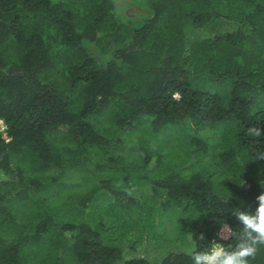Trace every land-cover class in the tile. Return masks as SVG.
<instances>
[{
  "label": "trees",
  "instance_id": "obj_1",
  "mask_svg": "<svg viewBox=\"0 0 264 264\" xmlns=\"http://www.w3.org/2000/svg\"><path fill=\"white\" fill-rule=\"evenodd\" d=\"M138 1L148 14L134 19L116 0H0V264H151L131 254L140 222L190 214L199 250L223 224L239 230L234 210L258 207L264 0ZM107 166L146 189L104 184L134 220L117 239L76 217L97 189L62 196ZM159 264H191L190 253Z\"/></svg>",
  "mask_w": 264,
  "mask_h": 264
},
{
  "label": "rangeland",
  "instance_id": "obj_2",
  "mask_svg": "<svg viewBox=\"0 0 264 264\" xmlns=\"http://www.w3.org/2000/svg\"><path fill=\"white\" fill-rule=\"evenodd\" d=\"M118 10L125 16L130 18H141L144 15L148 14V11L141 6L138 0H116ZM190 147L183 146L180 149V152L185 153L186 159L190 157ZM194 159V157H193ZM104 161V160H102ZM105 162V161H104ZM101 163V162H100ZM126 163H128L126 161ZM118 167V165H117ZM107 168V169H106ZM103 171H100L96 176L90 173H79L78 175L72 177L73 179L68 180L70 184L69 187H66L62 196L69 198L74 192V195L85 194L90 190H98L102 199H97L93 201V206L86 210L83 208V211H77L76 217L79 220H87V216L90 215L92 220L97 224L102 222L104 227L109 228L108 231H102L105 237H111L112 239H117L116 236L122 234L123 230L126 227L132 226V222H124V218L118 216L116 212V206L113 202L112 195L108 192V189L104 187V184L111 186L113 190H132L136 191V195L139 198L144 199L145 196L141 195L142 192H146V189H137L132 188V185L126 186L122 180L120 174L112 173L111 170H108L107 166ZM115 177V178H114ZM74 187L72 188V186ZM90 212V213H89ZM162 213H160L161 215ZM159 216V215H157ZM193 216L190 214H182L180 210H169L159 216V220L155 221L156 225L150 224L153 221V218H148L147 222L138 225L139 230L144 229L142 237L136 238L134 241L129 242L133 249L131 254H137L139 252H144L145 255L150 258L151 264H159L162 258L169 252H184L191 253L195 249L192 236L189 233L188 226L192 221ZM139 221L140 218L138 217ZM151 221V222H150ZM158 221L163 223L159 225ZM149 224V225H148ZM124 242L122 243V245ZM127 254L126 257H131V254Z\"/></svg>",
  "mask_w": 264,
  "mask_h": 264
},
{
  "label": "clouds",
  "instance_id": "obj_3",
  "mask_svg": "<svg viewBox=\"0 0 264 264\" xmlns=\"http://www.w3.org/2000/svg\"><path fill=\"white\" fill-rule=\"evenodd\" d=\"M260 158H264V154H260ZM229 198L223 197L225 202ZM233 214L240 222L239 230L234 231L227 224H223L221 229L224 238L233 239L231 246L212 243L192 250L191 264H252L257 254L264 249V195L258 197V207L254 212L237 209Z\"/></svg>",
  "mask_w": 264,
  "mask_h": 264
},
{
  "label": "built area",
  "instance_id": "obj_4",
  "mask_svg": "<svg viewBox=\"0 0 264 264\" xmlns=\"http://www.w3.org/2000/svg\"><path fill=\"white\" fill-rule=\"evenodd\" d=\"M6 129H7V128H6V126L4 125L3 121H0V131L3 132V133H5ZM221 229H222V228H221ZM221 229H220V231L218 232V241H217V243H221V244H223L225 241L229 240V238H224V237L222 236V234H221Z\"/></svg>",
  "mask_w": 264,
  "mask_h": 264
}]
</instances>
